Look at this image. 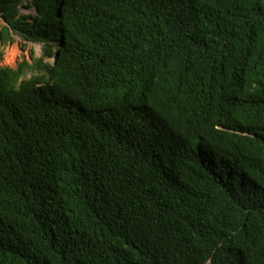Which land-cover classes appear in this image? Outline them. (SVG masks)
<instances>
[{"label":"trees","instance_id":"obj_1","mask_svg":"<svg viewBox=\"0 0 264 264\" xmlns=\"http://www.w3.org/2000/svg\"><path fill=\"white\" fill-rule=\"evenodd\" d=\"M0 14V264H264V0Z\"/></svg>","mask_w":264,"mask_h":264},{"label":"rangeland","instance_id":"obj_2","mask_svg":"<svg viewBox=\"0 0 264 264\" xmlns=\"http://www.w3.org/2000/svg\"><path fill=\"white\" fill-rule=\"evenodd\" d=\"M28 5L27 2L25 6ZM22 14H34L36 13L34 8H25L24 5L21 7ZM2 15L0 14V33L1 29L5 26ZM12 44H3L0 34V65L4 67H11L18 69L19 66L25 61L34 65L39 59L43 58L45 64L52 65L53 58H49L46 55V48L43 43L40 42H27L20 35L15 32L12 33ZM48 42V41H47ZM54 45V44H53ZM54 50L57 51V46H54ZM46 71H39L38 69L28 70L23 79H30L34 76L46 77Z\"/></svg>","mask_w":264,"mask_h":264},{"label":"water","instance_id":"obj_3","mask_svg":"<svg viewBox=\"0 0 264 264\" xmlns=\"http://www.w3.org/2000/svg\"><path fill=\"white\" fill-rule=\"evenodd\" d=\"M3 20H4V18H3ZM4 22H5V20H4ZM56 64V57L53 59V65H55Z\"/></svg>","mask_w":264,"mask_h":264},{"label":"clouds","instance_id":"obj_4","mask_svg":"<svg viewBox=\"0 0 264 264\" xmlns=\"http://www.w3.org/2000/svg\"><path fill=\"white\" fill-rule=\"evenodd\" d=\"M54 59V58H53Z\"/></svg>","mask_w":264,"mask_h":264}]
</instances>
